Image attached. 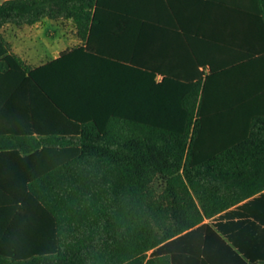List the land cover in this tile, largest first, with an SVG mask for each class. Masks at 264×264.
Masks as SVG:
<instances>
[{
	"label": "trees",
	"instance_id": "obj_1",
	"mask_svg": "<svg viewBox=\"0 0 264 264\" xmlns=\"http://www.w3.org/2000/svg\"><path fill=\"white\" fill-rule=\"evenodd\" d=\"M103 5L0 4V264H264V45L172 74L99 52ZM46 19L86 44L32 69L1 30Z\"/></svg>",
	"mask_w": 264,
	"mask_h": 264
},
{
	"label": "crops",
	"instance_id": "obj_2",
	"mask_svg": "<svg viewBox=\"0 0 264 264\" xmlns=\"http://www.w3.org/2000/svg\"><path fill=\"white\" fill-rule=\"evenodd\" d=\"M259 9L256 0H104L103 27L94 47L117 57L139 58L172 74L198 67L208 75L216 54L248 53L255 36L264 45V15ZM59 21L72 23L74 33L61 34ZM1 34L11 52L32 69L86 44L71 20L46 19L21 28L9 24ZM63 127L49 121L41 130Z\"/></svg>",
	"mask_w": 264,
	"mask_h": 264
},
{
	"label": "rangeland",
	"instance_id": "obj_3",
	"mask_svg": "<svg viewBox=\"0 0 264 264\" xmlns=\"http://www.w3.org/2000/svg\"><path fill=\"white\" fill-rule=\"evenodd\" d=\"M58 26H59V29H60V33L61 34H70V33H74V30H72V23L70 22H62V21H59L58 22ZM61 30H64L63 32ZM155 188L156 190L161 193L164 188H165V183L162 179H158L155 183Z\"/></svg>",
	"mask_w": 264,
	"mask_h": 264
}]
</instances>
